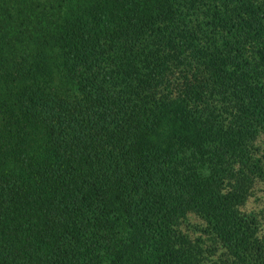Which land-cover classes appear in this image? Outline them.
Instances as JSON below:
<instances>
[{
    "label": "trees",
    "instance_id": "1",
    "mask_svg": "<svg viewBox=\"0 0 264 264\" xmlns=\"http://www.w3.org/2000/svg\"><path fill=\"white\" fill-rule=\"evenodd\" d=\"M259 138L264 0H0V264H264Z\"/></svg>",
    "mask_w": 264,
    "mask_h": 264
},
{
    "label": "rangeland",
    "instance_id": "2",
    "mask_svg": "<svg viewBox=\"0 0 264 264\" xmlns=\"http://www.w3.org/2000/svg\"><path fill=\"white\" fill-rule=\"evenodd\" d=\"M256 143L258 145L257 157L264 169V139L259 138ZM240 209L255 215L259 221L260 231L264 233V178L252 179ZM195 225H202L201 220L194 213H188L182 221L181 229L193 232L192 226ZM193 235L196 234L193 232Z\"/></svg>",
    "mask_w": 264,
    "mask_h": 264
}]
</instances>
